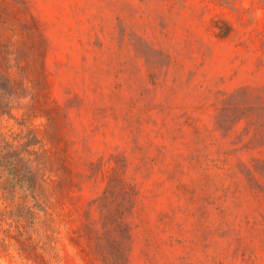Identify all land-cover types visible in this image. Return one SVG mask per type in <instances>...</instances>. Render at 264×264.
Returning a JSON list of instances; mask_svg holds the SVG:
<instances>
[{"label": "rangeland", "instance_id": "374dc122", "mask_svg": "<svg viewBox=\"0 0 264 264\" xmlns=\"http://www.w3.org/2000/svg\"><path fill=\"white\" fill-rule=\"evenodd\" d=\"M0 161V264H264V0H0Z\"/></svg>", "mask_w": 264, "mask_h": 264}, {"label": "trees", "instance_id": "16d2710c", "mask_svg": "<svg viewBox=\"0 0 264 264\" xmlns=\"http://www.w3.org/2000/svg\"><path fill=\"white\" fill-rule=\"evenodd\" d=\"M0 163H1V161H0ZM15 176L17 177V179H15V180H17V181H18V178H20V177H18V175H15ZM16 177H15V178H16Z\"/></svg>", "mask_w": 264, "mask_h": 264}]
</instances>
